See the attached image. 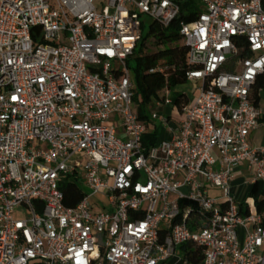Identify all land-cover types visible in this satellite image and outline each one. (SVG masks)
I'll use <instances>...</instances> for the list:
<instances>
[{
    "label": "built area",
    "instance_id": "built-area-1",
    "mask_svg": "<svg viewBox=\"0 0 264 264\" xmlns=\"http://www.w3.org/2000/svg\"><path fill=\"white\" fill-rule=\"evenodd\" d=\"M181 1L0 0V264H264V215L231 194L242 164L264 180V146L249 138L264 0H198L180 32L200 94L179 109L160 92L177 133L147 148L128 59L146 20L168 26ZM68 176L82 190L72 206Z\"/></svg>",
    "mask_w": 264,
    "mask_h": 264
},
{
    "label": "trees",
    "instance_id": "trees-1",
    "mask_svg": "<svg viewBox=\"0 0 264 264\" xmlns=\"http://www.w3.org/2000/svg\"><path fill=\"white\" fill-rule=\"evenodd\" d=\"M181 12L168 26H161L156 21L149 24L146 35H142L134 54L128 59L133 69L136 86L134 95V110L141 120H149L147 106L152 100L162 98L160 92L169 88L172 90L173 101L179 109H182L189 98L185 92L176 91L175 88L187 82L186 72L192 68L188 62V45L183 42L181 35V22L195 20L201 12L198 0H182ZM148 38H153L159 48L152 52H145V43ZM163 66L162 71L151 72L150 69L156 66ZM264 88V74L259 76L254 85L256 103L260 101V89ZM157 137L152 133L144 135L143 143L149 148L156 143ZM65 203L75 205L82 197V190L76 184L63 185ZM257 210L264 215V197H257L255 200ZM241 213L248 212V205L240 204ZM185 256H189L193 262H199L202 255L199 250L192 249L191 245H183Z\"/></svg>",
    "mask_w": 264,
    "mask_h": 264
},
{
    "label": "crops",
    "instance_id": "crops-1",
    "mask_svg": "<svg viewBox=\"0 0 264 264\" xmlns=\"http://www.w3.org/2000/svg\"><path fill=\"white\" fill-rule=\"evenodd\" d=\"M185 93L188 95L187 92ZM259 106L261 107L260 101H259ZM158 107L160 109V111L158 112L159 117L152 118V116H150V119L145 121L147 125L146 134L153 132L157 137L156 140L157 144L162 140L171 139L177 133L176 130L177 122L180 117V111L175 105L163 104ZM163 109L168 113V115L161 113V110ZM262 116H263V112H262ZM262 116L260 118V125L251 132L249 137L250 143L254 147L264 146V121ZM164 117L166 118L165 121L163 120ZM155 119H160L161 122L160 127L154 122ZM253 178H254L253 172L247 167L246 164H242L235 169L234 176L231 180V194L236 198L239 204L241 203L247 204L245 201L247 199H251V200L253 199L255 202L258 194L264 191V180L253 181ZM213 189H215L216 193L212 194ZM208 191L210 195L222 201L223 193L219 188L214 186H209ZM240 194L241 196L244 195L243 198L246 199L240 200L239 199ZM259 197H264V195H261Z\"/></svg>",
    "mask_w": 264,
    "mask_h": 264
},
{
    "label": "rangeland",
    "instance_id": "rangeland-1",
    "mask_svg": "<svg viewBox=\"0 0 264 264\" xmlns=\"http://www.w3.org/2000/svg\"><path fill=\"white\" fill-rule=\"evenodd\" d=\"M149 24H150V22H149V19H148V20H146V25L144 27V32H143L144 35H146L148 33ZM180 44H183V41L182 40L180 41ZM158 48H159V46H157L155 44L153 38H148L146 40V43H145V52L149 53V52H152V51L157 50ZM198 87H199V83L197 81H187L186 83L177 86L175 88V90L176 91H181V92H187L188 95H189L190 102H193L198 97V95L200 94V91H199ZM260 94H261L260 104H261V108H262V112H263L262 118H263V121H264V88L261 89ZM153 111H157V112L160 111V109H159V107L157 105V101L155 99L152 100L148 104V106H147V114L149 116H152ZM161 113H164V114L168 115V113L164 109L161 110ZM154 122L159 127L161 126L160 119H155ZM70 179H71V177L68 176L65 180L61 181L60 182L61 183V186L70 184ZM83 188H84V190H86L87 192H89V189H88L87 186H83ZM213 193H216L215 192V189L212 190V194ZM263 193H264V191L263 192H260L257 197H259L261 195H264ZM243 197H244V195H242V196H241V194L239 195V199L240 200L241 199H243V200L246 199V198H243ZM92 201L100 202L102 204H103V202L104 203H107L108 196H106L104 194H99L98 193V194H96L95 196L92 197ZM251 201L254 202L253 199ZM177 252H178L179 256H181V257H184L185 256L184 250H183V248L181 246H179Z\"/></svg>",
    "mask_w": 264,
    "mask_h": 264
}]
</instances>
